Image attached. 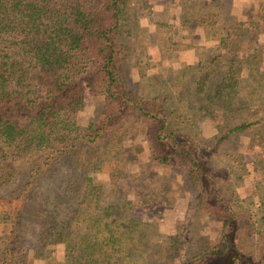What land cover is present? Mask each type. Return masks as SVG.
Returning a JSON list of instances; mask_svg holds the SVG:
<instances>
[{
	"label": "trees",
	"instance_id": "16d2710c",
	"mask_svg": "<svg viewBox=\"0 0 264 264\" xmlns=\"http://www.w3.org/2000/svg\"><path fill=\"white\" fill-rule=\"evenodd\" d=\"M244 2L247 10L238 11L239 2L199 0L184 4L182 16L192 10L215 48L198 54L204 76L221 74L214 96L231 98L246 88L258 96L255 107L235 109L241 119L226 106L228 125L207 150L246 172L244 159L219 148L254 133L261 151L255 164L264 175V0ZM130 33L127 0H0V223L10 225L0 238V264H24L28 256L24 216L41 227L40 244L62 248L64 257L48 264H264V213L259 230L236 205L230 169L207 167L190 137L171 127L167 99L127 84L122 36ZM88 96L102 97L101 116L79 125ZM129 120L145 122L151 162L185 171L189 209L220 224L218 240L203 241L191 258L181 259L178 238L162 241L129 201L106 193L124 176L122 140L113 133L123 134ZM65 162L74 174H58ZM47 179L56 185L32 203L31 189Z\"/></svg>",
	"mask_w": 264,
	"mask_h": 264
},
{
	"label": "rangeland",
	"instance_id": "374dc122",
	"mask_svg": "<svg viewBox=\"0 0 264 264\" xmlns=\"http://www.w3.org/2000/svg\"><path fill=\"white\" fill-rule=\"evenodd\" d=\"M198 1L127 0L131 33L122 36L128 57L125 80L130 89L137 93L148 97L163 96L167 99L166 109L171 116V127L190 137L186 142L201 152V159L207 167L225 166L230 169L231 184L238 194L237 207L251 215L261 230L260 220L264 213V175L255 164V159L261 151L253 144L254 133H244L219 148L232 149L237 160L244 159L246 172H239L234 163L226 160L224 156L211 154L207 150L215 143V137L223 133L228 125L225 120L228 114L226 106L232 107L234 118L241 119L235 109L244 103L255 107L258 96L248 88L231 98L214 96V87L221 74L204 76L199 70L198 64L202 58L198 54L212 55L215 48L211 46L209 37L204 32V22H199L198 16L193 15L192 10L188 9V14L182 16L184 4L189 7ZM222 1H231L232 4L239 2L237 10H240L241 3L246 0ZM192 16L194 20H190ZM262 50L261 69L264 71V45ZM101 112L102 97L88 96L83 110L77 115V123L85 125L88 122H97ZM145 126L143 121L132 123V120H129L126 129L124 127L122 131L123 134L113 133L120 135L122 140L118 158L119 171L124 176L109 183L106 193L112 197L116 192L129 201L135 208V216L150 222L162 241L169 242L178 238L182 247L181 259L186 256V259L191 258L203 241L214 243L218 240L220 224L189 209L190 195L184 184L183 169L161 167L149 160ZM110 135L106 139H109ZM56 169L59 175L65 171L74 174L76 170L68 162ZM98 177L105 181L109 178L106 173H101ZM20 182L21 180L17 181L18 186ZM54 183L55 181L48 182L47 179L37 188H32V203L39 205V199L48 195V186L56 185ZM3 195L0 191V196ZM32 203L29 202L26 208L28 205H34ZM24 219L23 237L28 254L24 264H48L52 256L57 259L64 257L60 246L54 248L49 247L48 243L40 244L38 229L41 227L31 222V218L24 216ZM9 229L8 223H0V238L5 236Z\"/></svg>",
	"mask_w": 264,
	"mask_h": 264
}]
</instances>
